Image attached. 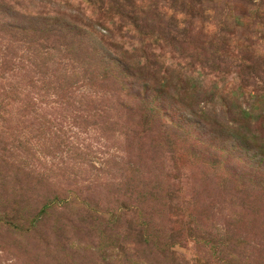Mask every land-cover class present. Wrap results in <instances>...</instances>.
I'll return each mask as SVG.
<instances>
[{"label":"rangeland","instance_id":"obj_1","mask_svg":"<svg viewBox=\"0 0 264 264\" xmlns=\"http://www.w3.org/2000/svg\"><path fill=\"white\" fill-rule=\"evenodd\" d=\"M0 264H264V0H0Z\"/></svg>","mask_w":264,"mask_h":264}]
</instances>
